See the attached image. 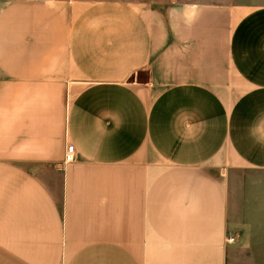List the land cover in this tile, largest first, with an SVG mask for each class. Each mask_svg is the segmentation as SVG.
<instances>
[{
	"label": "crops",
	"instance_id": "1",
	"mask_svg": "<svg viewBox=\"0 0 264 264\" xmlns=\"http://www.w3.org/2000/svg\"><path fill=\"white\" fill-rule=\"evenodd\" d=\"M231 200L264 222V0H0V264H225Z\"/></svg>",
	"mask_w": 264,
	"mask_h": 264
},
{
	"label": "rangeland",
	"instance_id": "2",
	"mask_svg": "<svg viewBox=\"0 0 264 264\" xmlns=\"http://www.w3.org/2000/svg\"><path fill=\"white\" fill-rule=\"evenodd\" d=\"M128 1L130 3L140 5V6H147L151 9L156 8L158 13H161L162 18L168 19V11L169 5L176 4V3H192V2H211L215 0H123ZM219 2H235L241 3L244 5L252 6L253 7V0H216ZM138 78L140 80L146 79V74L144 72L139 73ZM253 177H257L255 173H253ZM238 192V190H236ZM235 189L232 188L231 190V199L233 197L235 200L240 201L242 195L240 193H236ZM237 194H240L237 196ZM232 201V200H231ZM233 202H231L230 206V215L229 219L230 222L227 226L226 230V260L225 264H264V244L260 243L263 239L260 236H249L248 228H253L252 232L254 234L257 229H261L264 227V222L253 220L249 221V227H246L245 224L237 221L235 217V211L233 207ZM239 219V218H238ZM252 226V227H251ZM232 233V235H231ZM251 234V233H250ZM231 237L234 238L231 241Z\"/></svg>",
	"mask_w": 264,
	"mask_h": 264
},
{
	"label": "built area",
	"instance_id": "3",
	"mask_svg": "<svg viewBox=\"0 0 264 264\" xmlns=\"http://www.w3.org/2000/svg\"><path fill=\"white\" fill-rule=\"evenodd\" d=\"M75 152H76V147L69 143L67 144V147H66V153H65V161L68 162V161H73L75 159ZM232 235V233H231ZM231 241L234 240L233 237L230 238Z\"/></svg>",
	"mask_w": 264,
	"mask_h": 264
}]
</instances>
